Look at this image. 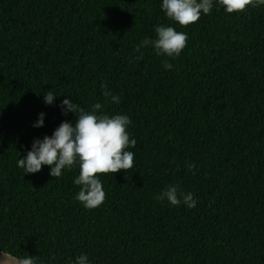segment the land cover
I'll return each mask as SVG.
<instances>
[{
	"label": "trees",
	"instance_id": "trees-1",
	"mask_svg": "<svg viewBox=\"0 0 264 264\" xmlns=\"http://www.w3.org/2000/svg\"><path fill=\"white\" fill-rule=\"evenodd\" d=\"M160 5L0 0V249L45 264L81 253L90 264H264V7L214 8L182 27ZM160 25L188 34L179 57L136 50ZM47 91L60 96L52 106ZM65 98L132 120L134 168L101 176L96 209L75 200L78 169L17 167L34 139L74 119L57 107ZM170 184L197 206L157 201Z\"/></svg>",
	"mask_w": 264,
	"mask_h": 264
},
{
	"label": "clouds",
	"instance_id": "clouds-1",
	"mask_svg": "<svg viewBox=\"0 0 264 264\" xmlns=\"http://www.w3.org/2000/svg\"><path fill=\"white\" fill-rule=\"evenodd\" d=\"M161 10L166 17L186 27L197 23L201 16L209 15L214 8L222 9L226 14L245 13L251 8L264 7V0H161ZM189 37L186 32L177 31L172 26L155 27V39L145 38L136 50L151 47L158 57L177 58L187 46ZM166 70L172 69L171 63L164 62ZM111 102L119 103L120 98L111 92H105ZM60 96L51 91L43 94V103L52 106ZM57 107L62 116L73 114L74 119L65 120L53 131L52 135L34 139L31 148L23 158L17 160V167L25 174H36L43 166L49 168V175L61 178L65 172L78 169L73 180L79 186L75 200L85 209L92 210L103 205L106 193L103 189L102 175L126 173L134 168L137 141L130 138L128 131L132 120L127 114H104L100 103H94L88 111L65 98ZM45 113H40L34 128L44 125ZM192 172L194 164L187 165ZM195 174V173H193ZM157 201H167L170 206H186L194 209L197 199L192 192H185L178 184H170L156 197ZM56 257H49L47 264H55ZM0 264H45L37 257L18 256L11 251L0 249ZM69 264H90L86 253H81L69 261Z\"/></svg>",
	"mask_w": 264,
	"mask_h": 264
}]
</instances>
